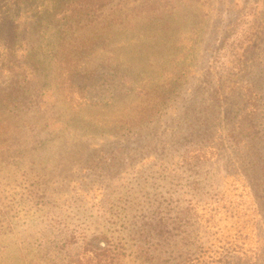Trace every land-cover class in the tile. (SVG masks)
I'll return each instance as SVG.
<instances>
[{
  "label": "rangeland",
  "instance_id": "obj_1",
  "mask_svg": "<svg viewBox=\"0 0 264 264\" xmlns=\"http://www.w3.org/2000/svg\"><path fill=\"white\" fill-rule=\"evenodd\" d=\"M119 1L80 51L0 0V264H264V0Z\"/></svg>",
  "mask_w": 264,
  "mask_h": 264
},
{
  "label": "trees",
  "instance_id": "obj_2",
  "mask_svg": "<svg viewBox=\"0 0 264 264\" xmlns=\"http://www.w3.org/2000/svg\"><path fill=\"white\" fill-rule=\"evenodd\" d=\"M51 2L53 4V11L56 13V20L54 21L53 27L47 26V28H42L41 32L50 29L48 34L51 38L54 37L56 41L54 47L56 45H58V48L70 45L80 51L86 50L90 45L104 40L102 36H84L79 32L80 28L97 24V30L93 31L94 34L102 28L111 31V27L116 21V16L122 9H118V5L121 3L119 0H51ZM150 5L148 7L144 6L145 8L147 7L146 11H148ZM107 11H110L112 14L114 13V16L112 14L105 15ZM2 29L7 35L8 42L6 48L10 53L16 54L21 50L22 56H26L30 48H28L27 44L24 46L22 39L24 40L25 38L21 37L25 35V32L28 33V28L22 27V25L19 27L18 23L9 21L4 26L0 25V30ZM113 34L114 32L112 31V34L107 36H113ZM42 48L43 44H40L36 51L40 60L46 57V53L41 56ZM58 52L60 54L64 53L61 50H58ZM105 65L110 72L109 75L114 76V69L111 65L108 62ZM145 120L146 116L142 118V121ZM76 255L77 258L74 260L76 264H97L98 261H103V264H110L113 257L108 249H102L101 253H95L94 258L88 252ZM59 256L60 253H57V257Z\"/></svg>",
  "mask_w": 264,
  "mask_h": 264
}]
</instances>
